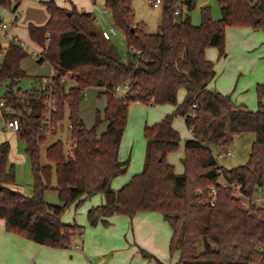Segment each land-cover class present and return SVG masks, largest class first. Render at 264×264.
Segmentation results:
<instances>
[{
    "label": "trees",
    "instance_id": "obj_1",
    "mask_svg": "<svg viewBox=\"0 0 264 264\" xmlns=\"http://www.w3.org/2000/svg\"><path fill=\"white\" fill-rule=\"evenodd\" d=\"M132 0H104L113 25L125 38V61L107 53L103 36L93 27L91 12L74 7H59L53 0L43 4L49 17L45 24H29L30 39L44 44L39 63L48 61L53 75L56 110L52 113V134L67 115L71 148L64 151L61 140L46 147L49 163L41 164L40 146L46 135L39 130L47 112L45 97L33 86L22 91L16 85L27 78L20 61L28 55L10 42L0 62V82L5 90L1 98L12 105L14 113L3 114L4 120L17 118V137L25 144L33 175L32 194L25 196L12 190L13 166L8 164L9 143L0 142V218L8 232L37 244L55 249L67 248L71 236L82 233L77 223H64L61 215L72 203L77 206L85 196L102 193L104 202L87 211V221L94 226L106 217L122 214L129 217L139 211L162 214L171 227L169 252L177 251L176 264H264V206L253 197L264 192V85L257 84V108L250 110L235 104L229 94L207 88L214 76L213 64L205 56L208 47L224 52V33L228 26L264 30V0H216L220 17L214 19L209 7H200V23L194 25L188 13H173L176 0H163L159 30L148 33L137 21ZM20 0H0L3 8L16 11ZM188 10L194 0H184ZM177 17V18H176ZM69 74L73 84L66 88L60 76ZM127 85L122 95L117 86ZM88 87L101 88L104 96L102 113L95 112L94 124L86 127L79 114V104ZM180 89L185 92L177 100ZM131 102L174 106L170 115L145 125V156L141 171L118 189L111 179L126 171V162L118 159V149ZM179 115L192 136L184 142L183 172L177 174L166 156L178 147L179 134L172 118ZM102 121L106 128L98 133ZM253 133L247 161L232 168L219 165L208 143L228 147L235 136ZM52 171L56 184H50ZM220 174L241 184L249 198L244 208L230 187L218 184ZM216 197L210 205L206 198L209 185ZM53 188L61 204L44 200V191ZM201 190V193L198 192ZM201 239L202 251L195 243ZM147 256L146 254H144ZM158 264H162L158 262Z\"/></svg>",
    "mask_w": 264,
    "mask_h": 264
},
{
    "label": "rangeland",
    "instance_id": "obj_2",
    "mask_svg": "<svg viewBox=\"0 0 264 264\" xmlns=\"http://www.w3.org/2000/svg\"><path fill=\"white\" fill-rule=\"evenodd\" d=\"M47 0H36L31 2V0H24L16 17V21L13 23V33L20 39H28L27 28L30 24L36 25L34 22H40L44 19L46 14V8L43 4ZM66 5H69L70 2L75 3L77 0H64ZM79 1V0H78ZM77 1V2H78ZM92 5V14L94 16V27L98 31L109 30L111 27L115 28L116 31L114 34H111L109 39H102L103 49L119 58L122 61L127 59V47L123 33L117 29L111 20L110 13L105 9L103 0H90ZM55 2V1H54ZM56 3V2H55ZM57 4V3H56ZM131 6L135 14L137 21H140L144 24V29L148 33H155L159 30L160 23V14L161 6L153 7L147 0H132ZM207 6L210 9L211 16L214 19L220 17V10L216 0H194V7L191 10H188L186 3H182V14L188 13L190 20L194 25L200 23V7ZM12 8L6 7L3 8L0 6V21H10L13 19ZM177 18V17H176ZM45 24V22L43 23ZM42 24V25H43ZM40 26V25H36ZM263 35L261 30H256ZM225 38H227L228 46L224 41V52L227 53L229 58V63L225 66L223 65V56H219L218 49L216 47H208L205 52L212 53V55H207L213 64V68L216 72V77L213 80V85L219 79L221 83L224 84V88L227 91L226 94H231L232 101L237 104H243L250 110H255L257 108V95L256 87L254 88V94L250 96V93L246 92L244 95L238 98L239 91L238 88L241 85L240 82L243 79H246L248 83L251 72L253 69L249 67L247 59L240 54L237 46L232 43V33L233 26H228L225 28ZM7 40L5 37L0 36V46L5 45ZM34 48V47H33ZM36 49V48H35ZM2 60V54H0V62ZM36 57L28 52L27 57L23 60L22 64L25 65L27 70L32 73L35 72H49L50 65L48 62L44 61L43 63H38ZM224 66V67H223ZM35 78V77H34ZM34 78H24L16 85V88H20L22 91L27 90L35 86ZM73 80L69 79L66 82V88L73 84ZM218 83V82H217ZM5 90L4 84L0 82V98L3 95ZM96 87H88L84 92V99L80 105L81 116L83 122L90 127L94 124V114L95 110L98 109L101 113L103 110L105 99L104 97H96ZM183 89H180L177 93V100L181 98V93ZM120 95L123 94V90L118 91ZM238 98V99H236ZM174 111V106L170 104H164L159 106H150L145 104H138L136 102H131L128 105L126 123L122 134L121 143L118 150V159L121 162H126L127 168L123 174L114 176V189L120 188L122 185L127 183L131 176L135 173L141 171L144 162L145 156V147L146 142L144 138V127L145 125H151L158 122L166 115H170ZM3 114L0 112V142L7 141L9 143V153H8V164L13 166L14 171V182L9 185V187L25 196H31L32 194V183L33 175L30 168L29 159L24 151L25 144L22 140L17 137L15 132H12L9 129L3 127ZM172 126L178 131L179 142L176 150L167 154V161L173 165L174 171L177 174L183 172V153L184 147L183 143L187 138H189V130L181 120V116L174 115L172 118ZM105 125L101 123L99 125V132H103L102 129ZM46 135V141L40 146L39 158L41 164H47L49 161L46 157V147L55 142L56 140H61L64 145V151L68 154L71 148L70 134L68 130V120L67 115L64 119L58 123L57 129L54 134L52 132ZM254 140L253 133H242L234 137L232 143L228 147H222L217 142H209L208 145L213 152L219 165L224 168H232L237 165L244 164L247 161L251 144ZM112 183V184H113ZM50 184L52 187L56 184V177L54 171H52ZM113 184V185H114ZM117 184V185H116ZM102 193H94L83 198L77 206L69 205L64 212V216H67L70 213L74 217L80 215L81 208L85 205L91 198L103 197ZM44 200L50 204H61V201L58 198L57 192L53 189H47L44 191ZM84 214V213H83ZM85 217V214H84ZM75 222L73 219L68 221V223ZM79 239L81 242V235L78 232H75L71 236ZM71 244V243H70ZM198 251H202L203 243L199 239L195 243ZM173 253V252H172ZM167 251L166 261L168 264H176L178 260V255H173ZM152 263L158 264L156 260H151Z\"/></svg>",
    "mask_w": 264,
    "mask_h": 264
},
{
    "label": "crops",
    "instance_id": "obj_3",
    "mask_svg": "<svg viewBox=\"0 0 264 264\" xmlns=\"http://www.w3.org/2000/svg\"><path fill=\"white\" fill-rule=\"evenodd\" d=\"M23 1L24 0H20L19 4L17 5V15ZM33 1L36 0H31V2ZM53 1H55L59 7L66 9L74 7L78 12L92 11L90 0H77L78 2H70L69 5H66L64 0ZM48 17L49 14L46 11L44 19L40 22L34 23L36 25H42L47 21ZM12 26L10 27V32L17 40L24 41L32 48L34 47L36 49H40L45 45L46 39L42 45L33 42L29 37L28 28V39L25 40L18 38L13 33L14 31ZM256 30L261 29L233 26L232 43L237 46L240 54H242L247 59L249 67L253 69V71L250 73L251 77L248 83H246V79H243L240 82L241 85L238 88V98L244 95L246 92L250 93V96H252L254 94V88L257 86V84L264 85V30H261L263 35ZM225 35L226 33H224V41L228 46V41L227 38H225ZM6 48L7 43H5L3 46H0V54H2V57L6 51ZM207 55L211 56L212 53L205 52L206 58H209ZM24 59L25 57L20 61V67L25 71L26 75L28 76L27 78L35 77V87L38 79L41 76L51 75L54 72L53 66L48 61H46L50 65L49 72L32 73L27 70L25 65L22 64ZM36 61L38 62V60ZM228 63L229 58L225 52L223 55V65L225 66ZM215 74L216 72L214 70V76L208 83L207 88L218 91L222 94H226L225 91L227 90L224 88V84L221 83L220 79L216 81L214 85L212 84L214 78L216 77ZM100 91L101 88H97V98L104 97L102 95H98ZM184 95L185 92L183 91L181 93V98L179 99L180 102L184 98ZM83 99L79 104V114L81 118L80 105ZM262 102H264V97L262 98ZM181 120L184 123L183 117H181ZM101 123L105 125L102 129V131H104L107 122L102 121ZM86 127L90 128V125L88 126L86 124ZM187 129L189 130L188 137L191 138L192 133L188 127ZM97 132H99V129H97ZM114 180L115 179L110 182L113 187H115V184L113 183ZM263 195L264 192L257 190L253 198L256 200L262 198ZM103 202L104 197H96L94 199L91 198V200L82 206L80 215L76 216V214H74V217L71 216L70 213H68L67 216H64L63 214L61 215L62 222L68 223V221L73 219L75 223L82 226V233L80 234L81 242L79 243V239L73 236L72 240H70L71 244H69L67 248L62 249H55L46 245L37 244L28 238L8 232L5 228L4 219L0 218V264H155L151 261L153 259L156 260V262L168 264L166 257L172 230L161 213L154 211H139L131 217L122 214H112L105 218L107 221L106 224L99 221L94 226L89 225L86 216L88 209ZM73 204L76 206L75 203H72L71 205ZM83 213L85 214V217ZM172 254L178 255V252L173 251Z\"/></svg>",
    "mask_w": 264,
    "mask_h": 264
},
{
    "label": "built area",
    "instance_id": "obj_4",
    "mask_svg": "<svg viewBox=\"0 0 264 264\" xmlns=\"http://www.w3.org/2000/svg\"><path fill=\"white\" fill-rule=\"evenodd\" d=\"M147 2L151 6L156 7V6H161L163 0H147ZM183 2L184 0L175 1V8L173 11L175 15H179L180 13H182L181 7H182ZM12 16H13V19H11L10 21H0V36L5 37V39L7 40V46L10 42H14L23 51L29 52L30 54L34 55L37 59L41 58L43 56V51L46 48L49 38L48 37L46 38L45 45L41 47L40 49L32 48L28 43L21 41V40H17L13 36V34L10 32V27L12 26V24L14 23L17 17V11H12ZM115 31L116 29L111 27L109 30H102L101 35L103 36V38L109 39L111 34H114ZM54 74H55V71L51 75L41 76L36 83V88L38 89L39 93H41L45 97L44 104L47 109V112L42 117V120L39 124V130L42 131L44 134H47V133L50 134L52 132V129H53L52 113L56 110V107H57L56 100L53 96V93L55 91V84H54V79H53ZM67 80H69L68 73H64L60 76V83L66 82ZM120 89H122L124 92L125 90L129 89V87L127 85L116 87L117 91H119ZM0 112L2 114L11 115L14 113V108L12 107V105L6 103L5 99L0 98ZM3 127L16 133L19 130V122L17 118L15 117L9 118V119L4 120ZM218 184L221 187H230L232 190L233 196L241 199V205L244 208H247L249 206V198L246 197L242 193L240 183L231 182L226 177L220 174V177L218 178ZM208 189H209V195L207 196L206 200L210 205H213L215 197H216L215 186L211 184L208 186ZM198 192L201 193V190L198 189ZM253 201L258 206L263 207L264 206V195L262 198H259L256 200L253 198Z\"/></svg>",
    "mask_w": 264,
    "mask_h": 264
}]
</instances>
